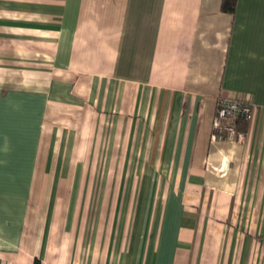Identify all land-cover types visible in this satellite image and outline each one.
<instances>
[{"label":"crops","instance_id":"1","mask_svg":"<svg viewBox=\"0 0 264 264\" xmlns=\"http://www.w3.org/2000/svg\"><path fill=\"white\" fill-rule=\"evenodd\" d=\"M36 258L264 264V0H0V264Z\"/></svg>","mask_w":264,"mask_h":264},{"label":"built area","instance_id":"2","mask_svg":"<svg viewBox=\"0 0 264 264\" xmlns=\"http://www.w3.org/2000/svg\"><path fill=\"white\" fill-rule=\"evenodd\" d=\"M254 104L242 97H219L212 121L210 139L223 141L232 138H242L238 130L237 120L241 117L249 120L252 117Z\"/></svg>","mask_w":264,"mask_h":264},{"label":"trees","instance_id":"3","mask_svg":"<svg viewBox=\"0 0 264 264\" xmlns=\"http://www.w3.org/2000/svg\"><path fill=\"white\" fill-rule=\"evenodd\" d=\"M236 4H237V0H221V10L224 12L233 13L236 9ZM245 122H247V120L240 117L237 120L238 123L237 126L243 127L244 126L243 124ZM33 264H40V260L36 258Z\"/></svg>","mask_w":264,"mask_h":264}]
</instances>
